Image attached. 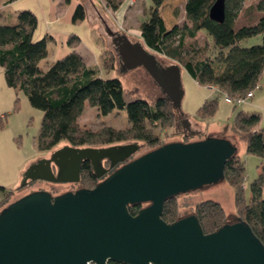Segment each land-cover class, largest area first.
I'll return each instance as SVG.
<instances>
[{
	"label": "trees",
	"instance_id": "1",
	"mask_svg": "<svg viewBox=\"0 0 264 264\" xmlns=\"http://www.w3.org/2000/svg\"><path fill=\"white\" fill-rule=\"evenodd\" d=\"M106 1L114 10L120 5V0ZM213 1L185 0L183 11L186 20L181 25L167 28L160 15L164 0H150L149 16L139 23L142 42H138L161 67L176 65L179 70L184 68L197 83L213 86L223 96L245 97L258 86L257 81L264 71V0H254L247 7L242 5L244 0H225L222 22L208 16ZM84 16V7L78 4L72 20L77 22ZM15 18L13 24H0V67L5 84L23 93L29 103L43 113L35 137L38 150H49L61 141L80 147L139 140L156 147L162 143L159 144L160 137L155 128L170 126L178 119L184 128L182 120L187 115L162 94L150 102L138 95H128L118 78L103 77L98 66L87 65L77 50L80 40L76 35L67 38L68 52L42 69L39 62L47 56V37L33 39L36 16L29 10H18ZM114 33L125 35L117 31ZM200 33L206 35L203 45L197 43ZM257 34H262L261 43L240 45L243 39ZM156 55L175 63L161 65ZM114 59L113 56L104 57L101 70L111 69ZM86 106L94 107L98 115H106L113 109H124L128 125L125 128H87L79 122ZM216 106V99L206 100L196 114L200 118L210 117ZM259 120L257 113L240 111L235 115L233 130L245 141L247 152L264 159V126L256 128ZM182 128L186 139L191 134ZM243 172L244 167L237 154L226 161L223 175L235 189L237 219L248 225L264 244V164L250 184L251 195L246 203L240 193ZM82 178L84 181H96L88 166H82L80 180ZM175 197H169L163 203L161 218L167 223L183 217L178 215ZM127 209L136 214L138 206L129 205ZM190 214H195L204 233H210L225 223L224 209L212 199L197 202ZM110 264L124 263L112 261Z\"/></svg>",
	"mask_w": 264,
	"mask_h": 264
},
{
	"label": "water",
	"instance_id": "2",
	"mask_svg": "<svg viewBox=\"0 0 264 264\" xmlns=\"http://www.w3.org/2000/svg\"><path fill=\"white\" fill-rule=\"evenodd\" d=\"M224 14L225 0H214L209 18L222 22ZM113 40L122 60L142 64L161 94L179 108V68L161 67L140 42L125 35ZM182 123L190 131V121ZM137 148L136 143L62 147L56 153H63L64 171L54 175L55 159L43 160L31 180L77 182L83 159L124 161ZM234 154L232 143L221 137L168 142L126 161L92 188L55 196L44 189L23 194L0 210V264H264V244L241 220L204 233L195 214L171 223L161 218L167 198L215 182ZM145 202L149 205L136 214L127 209Z\"/></svg>",
	"mask_w": 264,
	"mask_h": 264
},
{
	"label": "rangeland",
	"instance_id": "3",
	"mask_svg": "<svg viewBox=\"0 0 264 264\" xmlns=\"http://www.w3.org/2000/svg\"><path fill=\"white\" fill-rule=\"evenodd\" d=\"M185 0H164L160 15L165 26L170 28L181 25L185 20L183 4ZM254 0H244L243 7H247ZM78 4L84 7L85 16L82 20H72ZM118 9H113L106 0H0V24L16 22L15 12L29 10L37 19L33 39L47 37V56L40 60L39 65L45 69L54 60L65 55L69 47L67 38L76 35L80 43L77 50L85 63L100 68L103 77L118 78L128 95H138L146 101H153L161 95V90L154 82L142 64L122 60L119 56L117 41L113 40L114 31L124 33L132 41H141L139 37V23L148 16L150 0H135L128 7H133L123 17V9L127 0H120ZM127 7V8H128ZM110 31L112 33L109 34ZM111 35V37H110ZM205 33H200L198 45L205 42ZM262 42V34L250 36L240 41L241 46H251ZM212 54V53H211ZM113 56L114 65L108 71L101 70L102 61ZM161 65L175 63L156 55ZM182 97L179 110L187 115L190 121V133L183 137L179 119L170 126L155 128L159 134V144L181 141L188 142L206 137H221L228 139L235 147V154L244 167L243 178L240 182V193L245 203L250 199V184L257 177L264 159L246 151V143L233 130L235 115L240 112L257 113L260 117L258 127L264 126V71L260 75L251 98L242 103H227L223 94L207 85L199 84L184 68L179 71ZM216 99L217 106L214 114L207 118H200L196 110L203 102ZM42 111L32 106L26 96L16 92L5 84L2 68L0 67V210L8 203L33 190L44 189L52 195L66 191H74L80 187H93L103 180L107 174L96 178L95 183L82 180L78 182L30 181L33 170L43 160H52L55 150L69 147L66 141H61L49 150L40 151L35 146V137L39 132ZM81 125L90 129L101 126L125 128L128 125L126 111L113 109L106 115H98L94 107L86 106L79 117ZM184 129V128H182ZM191 131L194 133L192 134ZM136 143L138 148L130 155V159L145 153L155 147L146 145L143 141L126 140L106 145H88L87 147H118L124 144ZM161 145V144H160ZM157 147V146H156ZM119 164L108 168L113 171ZM25 183V184H24ZM24 184V185H22ZM22 185V186H20ZM20 186V187H19ZM10 193H6L7 191ZM264 195V187L262 189ZM217 201L225 213V223L237 219L235 206V189L226 176L220 177L213 183L205 184L175 197L178 215L186 216L194 212V205L202 200Z\"/></svg>",
	"mask_w": 264,
	"mask_h": 264
},
{
	"label": "flooded vegetation",
	"instance_id": "4",
	"mask_svg": "<svg viewBox=\"0 0 264 264\" xmlns=\"http://www.w3.org/2000/svg\"><path fill=\"white\" fill-rule=\"evenodd\" d=\"M69 146H71V145H69ZM71 147H79V146H71ZM80 147H87V146H80ZM61 148H59V149H61ZM59 149H57V150H59ZM57 150H55L54 153H53V158L55 159V161L51 162V168H52V171H53L54 175H57V173L59 171L63 172L64 171V167H65L64 162H62V158L64 157L63 153L62 152L56 153ZM128 160H130V157H128V159L124 160V161H117L116 158L112 157V156H102V157H98V158H85L79 164V170H78L79 180L78 181H80V175H81V171H82V166H85V167L88 166L89 167V172L93 173L94 176L96 178H98V177H101V176H103V175H105L107 173H108L107 174V176H108L111 172H113L115 169L120 167L122 164H124ZM104 162H106V163L108 162V165H109L108 168H112V166L117 165V164H119V166L116 167L113 171L108 172L109 169L104 167ZM30 181H44V180L36 179V180H30ZM71 183H74V182H71ZM80 188H92V187H85L84 186V187H80ZM76 190H74V191H76ZM53 196H55V195H53ZM147 205H149L148 202L140 203V204H137V205H134V206H138V210H139V209H141V208H143V207H145Z\"/></svg>",
	"mask_w": 264,
	"mask_h": 264
},
{
	"label": "built area",
	"instance_id": "5",
	"mask_svg": "<svg viewBox=\"0 0 264 264\" xmlns=\"http://www.w3.org/2000/svg\"><path fill=\"white\" fill-rule=\"evenodd\" d=\"M135 2V0H127V3L128 5ZM258 88V86L255 87V89ZM253 92L254 90L248 92L245 97H231V96H228V95H224L223 98H224V101L227 102V103H242L245 101V99L247 98H251L253 97Z\"/></svg>",
	"mask_w": 264,
	"mask_h": 264
},
{
	"label": "crops",
	"instance_id": "6",
	"mask_svg": "<svg viewBox=\"0 0 264 264\" xmlns=\"http://www.w3.org/2000/svg\"><path fill=\"white\" fill-rule=\"evenodd\" d=\"M128 6H129V5L126 4V5H125L126 8L123 9V12H122L123 17H125V16H124L125 14H128L129 12H131V10H132V8H133V7H128ZM127 7H128V8H127ZM117 9H118V8H117ZM127 12H128V13H127ZM125 36L127 37L126 34H125ZM127 38H128V37H127ZM128 40H129V38H128ZM131 42H132V41H131ZM137 42H138V41H137ZM209 88H212V89H215V90H216V88L213 87V86H211V87L209 86ZM257 127H258V125L256 126V128H257Z\"/></svg>",
	"mask_w": 264,
	"mask_h": 264
}]
</instances>
